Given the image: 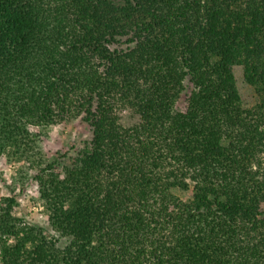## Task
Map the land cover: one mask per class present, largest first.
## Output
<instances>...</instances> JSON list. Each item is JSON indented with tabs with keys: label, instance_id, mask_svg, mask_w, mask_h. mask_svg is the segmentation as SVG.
Masks as SVG:
<instances>
[{
	"label": "trees",
	"instance_id": "obj_1",
	"mask_svg": "<svg viewBox=\"0 0 264 264\" xmlns=\"http://www.w3.org/2000/svg\"><path fill=\"white\" fill-rule=\"evenodd\" d=\"M168 2L0 0V156L54 233L0 201L1 264H264V0ZM78 118L92 139L48 160L43 133Z\"/></svg>",
	"mask_w": 264,
	"mask_h": 264
},
{
	"label": "rangeland",
	"instance_id": "obj_2",
	"mask_svg": "<svg viewBox=\"0 0 264 264\" xmlns=\"http://www.w3.org/2000/svg\"><path fill=\"white\" fill-rule=\"evenodd\" d=\"M104 1V0H103ZM111 1L116 5L132 6L136 10L143 13L153 11L160 15L167 13L169 9L168 0L157 6L153 5L152 0H105ZM235 79L239 92L245 101L246 106H253L256 103V94L254 89L247 84L244 78V71L241 67L234 70ZM193 84L190 77L185 81L183 91L174 107L176 113H186L189 108L190 98L193 92ZM124 123H130L131 112L124 110L121 114ZM36 133L39 131L34 129ZM93 137L92 128L85 123L82 118L71 119L65 122L53 124L46 130L41 137V145L46 158L50 161L65 162L67 159L64 156L74 155L84 147L85 143L89 142ZM20 163L10 160L6 155L0 156V201L5 205L8 200L15 198L18 205L14 207L13 214L15 217L22 220L26 225L37 226L42 228L47 236L54 235L49 226L48 217L43 206L39 201V187L33 180V170L26 173V179H22L18 174ZM18 177L20 182L26 183L22 188V183L15 181ZM23 180V181H22ZM176 194L183 200L187 201L192 198V192L177 191ZM255 207L259 210H264V197L257 198ZM14 243V241H12ZM1 264V262H0Z\"/></svg>",
	"mask_w": 264,
	"mask_h": 264
}]
</instances>
